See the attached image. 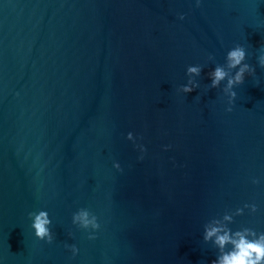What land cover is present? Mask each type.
Wrapping results in <instances>:
<instances>
[{"label": "water", "instance_id": "95a60500", "mask_svg": "<svg viewBox=\"0 0 264 264\" xmlns=\"http://www.w3.org/2000/svg\"><path fill=\"white\" fill-rule=\"evenodd\" d=\"M236 45L255 77L227 112L207 73ZM262 49L264 0H0V264H210L213 221L264 232Z\"/></svg>", "mask_w": 264, "mask_h": 264}, {"label": "clouds", "instance_id": "9594fccd", "mask_svg": "<svg viewBox=\"0 0 264 264\" xmlns=\"http://www.w3.org/2000/svg\"><path fill=\"white\" fill-rule=\"evenodd\" d=\"M197 6L199 0H196ZM183 19V16L180 17ZM209 60L213 57L209 56ZM246 51L240 46L236 45L229 49L225 55L223 64H216L215 67L207 73L210 84L207 85L209 89L218 88L221 82H225L222 92L227 96V103L229 107L225 109L227 112L232 111V103L236 98V92L233 90L235 86L243 84L245 76L255 77V68L245 62ZM257 64L261 69H264V49L257 57ZM202 66H188L186 68V75L188 76L187 83L182 85L178 92L187 94L199 87L195 77L201 75ZM126 139L135 143L133 134L129 132ZM143 153L145 148L142 144H135ZM143 157L141 156L140 159ZM113 167L119 169V164H114ZM253 184L259 183L257 179H252ZM255 213L257 207L255 204H245L242 208L235 210L236 215H242L244 209ZM28 218L31 220L30 227L34 230V236L37 240L51 243L53 241V234L50 231L49 225L51 220L47 211L39 210L37 212H29ZM224 221L231 222L232 216L224 215ZM72 224L78 228L89 232L88 239L95 238V231L100 228L97 216L91 213L88 209H78L72 215ZM203 240L205 242L212 241L217 248L219 255L210 264H264V232L258 233L251 228H242L232 231L225 225L220 224L219 221H213L204 229ZM74 257L78 253L75 245H66Z\"/></svg>", "mask_w": 264, "mask_h": 264}]
</instances>
